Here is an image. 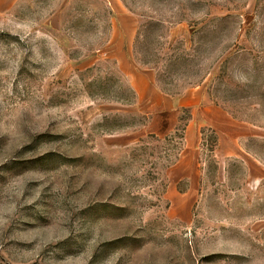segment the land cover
<instances>
[{"label": "rangeland", "instance_id": "obj_1", "mask_svg": "<svg viewBox=\"0 0 264 264\" xmlns=\"http://www.w3.org/2000/svg\"><path fill=\"white\" fill-rule=\"evenodd\" d=\"M0 264H264V0H0Z\"/></svg>", "mask_w": 264, "mask_h": 264}, {"label": "trees", "instance_id": "obj_2", "mask_svg": "<svg viewBox=\"0 0 264 264\" xmlns=\"http://www.w3.org/2000/svg\"><path fill=\"white\" fill-rule=\"evenodd\" d=\"M188 111V109H186Z\"/></svg>", "mask_w": 264, "mask_h": 264}]
</instances>
